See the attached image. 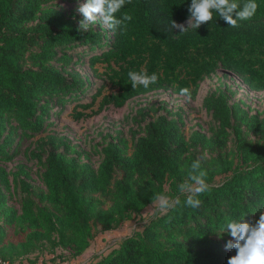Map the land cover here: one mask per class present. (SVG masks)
I'll return each instance as SVG.
<instances>
[{
    "label": "trees",
    "instance_id": "obj_1",
    "mask_svg": "<svg viewBox=\"0 0 264 264\" xmlns=\"http://www.w3.org/2000/svg\"><path fill=\"white\" fill-rule=\"evenodd\" d=\"M79 1L86 3L0 0V163L24 155L43 170L37 188L25 165L15 171L0 165V259L38 264L46 254L53 257L40 264H54L80 257L97 231L140 215L155 194L180 195L191 163L207 153L202 168L212 188L197 197L199 208L186 206L180 195L174 209L156 213L142 231L89 264H227L236 251L226 249L233 240L223 233L226 223L245 218L254 224L264 212V114H252L242 99L232 102L235 91L224 85L205 96L210 135L195 130L187 136L183 110H168L166 103L139 109L132 122L142 135L134 132L132 146L121 133L107 135L97 169L50 128L67 105L81 120L155 92L181 96L187 88L195 100L218 70L263 93L264 0H256L255 16L237 27L216 14L184 33L170 24L188 28L191 0H132L117 13L132 15L126 29L98 22L87 32L79 30L83 14L64 6ZM86 59L100 83L80 70ZM141 69L157 73L158 82L133 89L128 72ZM13 185L19 209L12 205ZM9 228L23 240L9 242Z\"/></svg>",
    "mask_w": 264,
    "mask_h": 264
},
{
    "label": "rangeland",
    "instance_id": "obj_2",
    "mask_svg": "<svg viewBox=\"0 0 264 264\" xmlns=\"http://www.w3.org/2000/svg\"><path fill=\"white\" fill-rule=\"evenodd\" d=\"M83 3V1H79L74 4L64 6L66 9H72L79 12L78 8ZM79 68L95 83H100V80L95 79L91 69L88 67L87 59L86 64ZM98 68L100 72H103L102 66H98ZM224 85L236 92V96L232 99V102L242 99L251 107L252 114H264V92H252L235 75L227 73L224 70H218L216 74L212 75L201 84L198 96L195 100L174 95L171 92H155L131 100L123 108L116 109L109 106L102 112L81 120L74 119V105H67L66 110L62 113V115L59 118L54 119L57 125L51 127L50 131L56 132L57 134L65 136L71 140L73 145L77 147L82 154L83 161H90L94 168L97 169L101 162V157L98 151L104 146L103 141L105 139L110 141V138H108L107 135L115 137L118 133H121L129 142L130 146H132L134 132L139 133L137 137L142 135L139 126L132 122V118L135 116L136 111L147 106L166 103L168 110L177 112L182 109L186 124L184 130L187 136L195 130H201L210 135V128L213 125V121L211 116L203 107V100L209 91L215 90ZM87 101H89V99H87ZM97 109L98 108L96 107L94 111ZM87 113H91V110H88ZM144 125L145 124H143V126ZM31 142L32 140L27 141L22 150L26 149ZM0 165L4 166L8 171H15L18 165H25L32 176L30 183L37 188L43 187L40 181V175L43 172L41 166L36 165L33 161H28L24 155H20L13 162L0 163ZM12 193L14 197L12 205L19 209L21 194L18 190L14 189V185ZM156 213L158 212L152 204L140 215L135 216L132 220L124 222L115 230L107 232L97 231L90 248L83 255L75 259H69L63 263L56 262L54 264H89L94 259L104 256L113 249L117 248L120 242L128 236L134 234L135 232L142 231ZM8 233L9 242L18 243L24 238L23 235L15 234L14 228H9ZM233 242L235 241L233 240ZM61 253L67 254V252ZM52 257L53 256L46 254L39 255L38 264H40L43 259L49 261Z\"/></svg>",
    "mask_w": 264,
    "mask_h": 264
},
{
    "label": "clouds",
    "instance_id": "obj_3",
    "mask_svg": "<svg viewBox=\"0 0 264 264\" xmlns=\"http://www.w3.org/2000/svg\"><path fill=\"white\" fill-rule=\"evenodd\" d=\"M131 2L132 0H86V3L78 8L84 17L80 21L79 30L87 32L90 25H96L98 22L112 31L119 27L126 29L127 23L133 19L132 15L125 12L122 17L117 18V13ZM258 7L256 0H191L188 9L190 16L186 22L188 28L175 21H171L170 27L184 33L189 28L198 29L202 24L211 22L216 14L231 27H237L238 22L252 19ZM128 77L133 89L138 86L148 88L159 79L157 73L149 74L145 69L129 71ZM180 95L191 98L187 88L181 89ZM207 158V153L197 157L191 163L187 178L178 186L179 194L186 197L184 203L188 207L199 208L202 201L197 197L212 188L207 180V171L202 168V162ZM180 195L170 197L157 193L153 197L152 204L160 215H164L180 204ZM224 232H228L235 241L229 240L226 249L236 251V255L230 257L227 264H264V212L260 213L259 219L254 224L245 222V218L228 221Z\"/></svg>",
    "mask_w": 264,
    "mask_h": 264
},
{
    "label": "built area",
    "instance_id": "obj_4",
    "mask_svg": "<svg viewBox=\"0 0 264 264\" xmlns=\"http://www.w3.org/2000/svg\"><path fill=\"white\" fill-rule=\"evenodd\" d=\"M0 264H11V263L5 262V261H3V260L0 259Z\"/></svg>",
    "mask_w": 264,
    "mask_h": 264
}]
</instances>
